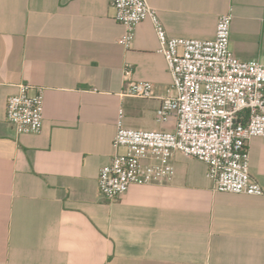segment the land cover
Returning <instances> with one entry per match:
<instances>
[{"label":"crops","instance_id":"0c3cea01","mask_svg":"<svg viewBox=\"0 0 264 264\" xmlns=\"http://www.w3.org/2000/svg\"><path fill=\"white\" fill-rule=\"evenodd\" d=\"M147 2L175 38L211 40L231 12V51L264 57V0ZM122 34L108 0H0V264H264V199L213 191L196 159L176 153L173 177L114 202L99 194L119 111L128 129H175L174 118L156 121L172 77L152 23L137 26L130 49ZM144 81L153 99L123 95ZM20 85L43 90L38 135L5 120ZM247 148L264 189V138Z\"/></svg>","mask_w":264,"mask_h":264},{"label":"built area","instance_id":"2783aa9c","mask_svg":"<svg viewBox=\"0 0 264 264\" xmlns=\"http://www.w3.org/2000/svg\"><path fill=\"white\" fill-rule=\"evenodd\" d=\"M123 27L117 43L130 49L139 24L149 20L165 58L172 86L160 99L156 121L175 120V129H128L119 111L111 162L99 171L102 198L114 202L131 185L162 184L174 176L179 153L206 166L213 191L259 196L264 189L249 172L248 142L264 138V57L239 60L230 49L232 13L218 17L211 40L169 37L147 0H108ZM129 75L130 70L126 69ZM126 97L153 99L152 83L131 82ZM5 120L17 135H38L43 124V90L20 85L6 100Z\"/></svg>","mask_w":264,"mask_h":264}]
</instances>
